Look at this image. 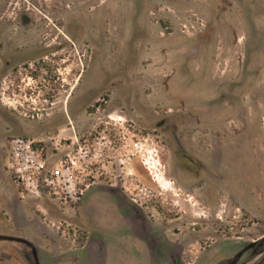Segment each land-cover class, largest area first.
Returning <instances> with one entry per match:
<instances>
[{"label": "rangeland", "instance_id": "1", "mask_svg": "<svg viewBox=\"0 0 264 264\" xmlns=\"http://www.w3.org/2000/svg\"><path fill=\"white\" fill-rule=\"evenodd\" d=\"M138 25L142 38L136 40ZM106 28L113 31L109 38L102 35ZM95 47L97 76L90 59ZM113 61L114 78L140 87L153 114L133 119L139 126L116 118L123 129L102 133L101 143L79 154L78 142L106 121V113L85 112V90L109 76ZM238 80L246 87L242 113ZM144 86L153 91L144 93ZM239 114L256 132L258 158L264 159V0H0V224L28 227L44 247L49 235L55 250L87 243L90 224L81 206L98 191L91 187L95 163L98 176L112 179L179 245L185 264H215L239 243L263 239L264 192L226 194L217 209L209 206L200 171L173 140L177 132L200 160L207 141L216 152L231 150ZM154 116L166 122L161 130ZM15 138L41 143L52 166L91 152L77 174L85 197L65 203L61 195L27 196L10 170ZM108 186L102 182L100 190Z\"/></svg>", "mask_w": 264, "mask_h": 264}, {"label": "flooded vegetation", "instance_id": "2", "mask_svg": "<svg viewBox=\"0 0 264 264\" xmlns=\"http://www.w3.org/2000/svg\"><path fill=\"white\" fill-rule=\"evenodd\" d=\"M133 28L137 31L135 39L139 40L142 38L140 36L138 37L140 33L139 25L138 28L136 26ZM106 29L102 31L103 36L107 38L108 33L113 35V31L110 30V28L109 30ZM117 31L119 32V30ZM120 33L122 32H119V34ZM106 49H108V47ZM118 49L119 45L118 42H116L113 50L117 52ZM98 53L99 50L98 48L96 49V47L91 50V68L94 71V76H97V66L99 65ZM114 61L111 62L110 66L107 65L108 67L106 68L107 71L111 72L108 76L109 78L97 79L91 84L90 88L85 90V94L89 93V95L85 96L83 99V107L87 108L85 112L91 117H98L101 112L106 113V121L101 122L98 125L99 128L91 132V138L82 139V142H78L76 148L80 151L79 154L84 150L87 151L89 146L93 148L95 144H97V141L101 143L103 138H99V136H101L102 133L111 134L114 131L123 129L125 124H117L116 118H131L132 123L139 126L133 119H139L142 117L141 114L144 113L153 114L150 110L149 112L146 110L140 87L131 84L129 80H121V82L114 78ZM245 88V85H242V80H238L236 92L239 97L237 108L240 113H242L243 108L242 97L244 96L246 98ZM144 89L145 90H142L144 93H151V91H153V88H146L145 86ZM114 91L117 93L118 91H122L121 97L118 94L114 96ZM249 91H251V89ZM222 102H226L225 96L222 97ZM255 102H259V100ZM77 117L80 118L81 115L77 114ZM158 117L159 116H154V124L156 130H161L164 122ZM68 118H70V114H68ZM156 119L158 120L156 121ZM126 121L127 127L133 129L134 133H141L139 128L130 125L128 120ZM164 124H166V122ZM239 124H241V126L236 127V143L233 149L227 151L222 148L216 152L207 141L203 160H200L194 152L192 153L182 146L183 144H181L182 142L177 132L175 136L173 134L176 151L182 152L181 156L184 157L185 161L188 160L196 171H200L201 173L204 200H206L209 206H215L216 209L222 204L221 202L226 194L233 197L239 196V198H241L243 194L256 197L257 191L262 190L264 192V159L260 160L258 158L256 132L251 126H248L249 121H243L241 114H239ZM207 129L208 131L210 130L209 128ZM220 130V124L212 128L214 134H218ZM87 153L85 155L86 158L90 156L91 152H89V154ZM97 165V163L93 165L92 177L94 182L91 187L97 186L98 191L104 195L102 199L108 200L113 205L115 204L116 209L115 212L109 214L108 223L106 225L107 229L95 218V221L90 225V233L87 234V243L90 241V236L92 234L97 233V231H102L103 229L108 231V233L105 234L106 237L109 238L106 239L110 242L107 244L108 246H136L145 240L154 241L155 244L159 242L157 239L161 241V232H164L166 235L167 233L163 229H156V224L149 220L142 207L132 204L126 196H124V192L115 189V185L111 183L112 179L110 180L109 177L104 178V174L98 176ZM191 178L196 180L198 175L196 174L195 177L192 176ZM102 182L109 184L106 189L107 192L100 190ZM260 199L261 198L257 197L253 202L259 201ZM133 202H135V200ZM247 203L251 206V202ZM176 231L177 229H173V236L179 235ZM101 240L102 239L96 238L94 242L97 243ZM45 242H49V240ZM84 247L85 244L79 248ZM46 249L48 248L46 247ZM45 253V247L34 238L32 230L28 229V227L24 226L21 228L17 223H11L6 226L0 224V264H49L50 260ZM176 254L177 250L173 248L170 249V252L164 251L161 258H173Z\"/></svg>", "mask_w": 264, "mask_h": 264}, {"label": "built area", "instance_id": "3", "mask_svg": "<svg viewBox=\"0 0 264 264\" xmlns=\"http://www.w3.org/2000/svg\"><path fill=\"white\" fill-rule=\"evenodd\" d=\"M81 159L85 162L86 156L69 155L59 165L52 166L41 143L15 138L11 143L10 170L15 184L27 196L41 198L50 193L61 195L65 203H78L85 194L77 182Z\"/></svg>", "mask_w": 264, "mask_h": 264}, {"label": "water", "instance_id": "4", "mask_svg": "<svg viewBox=\"0 0 264 264\" xmlns=\"http://www.w3.org/2000/svg\"><path fill=\"white\" fill-rule=\"evenodd\" d=\"M103 196V193L97 191L92 196L94 200L91 201V198L89 202H85L84 199V210L90 225L95 221V218H97L99 223L107 229L106 225L108 223L109 214L115 212L116 205H113L108 200H103ZM105 229L92 234L88 246L85 249L68 253L62 257L63 260L74 264H104L103 262L108 247L107 244L110 243L106 240L108 237H106L105 234L108 233V231ZM156 229L159 228L156 227ZM96 238L102 240L95 243L94 240ZM157 240L159 241L157 244L149 240L137 244L140 248L145 249L146 254L141 250H136L135 256L140 260L146 259L149 264H185L181 252L179 253V245L177 243L167 237L164 232H161V241L159 239ZM173 248L177 250V254L173 258H161L164 251L170 252V249ZM237 248V251L231 256L223 258L215 262V264H264V238L254 242L239 243ZM92 250H95V258L90 257Z\"/></svg>", "mask_w": 264, "mask_h": 264}, {"label": "crops", "instance_id": "5", "mask_svg": "<svg viewBox=\"0 0 264 264\" xmlns=\"http://www.w3.org/2000/svg\"><path fill=\"white\" fill-rule=\"evenodd\" d=\"M97 197V196H94ZM94 200V198L91 199V201ZM84 206V207H83ZM81 208H85V204H83ZM96 208V206L94 205ZM89 232H90V227H89ZM51 236L49 235V242L52 244L54 241V238H50ZM48 244L49 247L46 249L45 245V254L48 256V259L50 260L49 264H74V263H68L65 260H63V256L67 255L68 253H73L75 251H81L85 249L88 246V243L85 244L84 248H75V249H68V250H55L54 248L51 247L52 244L45 242ZM136 250H141L143 253H145L144 248H140L139 246H121V245H111L107 247L106 250V255L104 259V264H149L146 259H138L135 256ZM95 250L91 251V256L95 258L96 254L94 253ZM146 254V253H145Z\"/></svg>", "mask_w": 264, "mask_h": 264}]
</instances>
